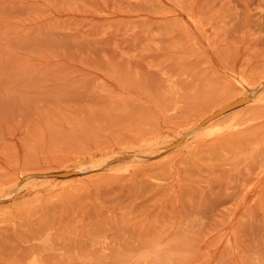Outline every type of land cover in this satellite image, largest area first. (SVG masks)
<instances>
[{
    "label": "rangeland",
    "instance_id": "1",
    "mask_svg": "<svg viewBox=\"0 0 264 264\" xmlns=\"http://www.w3.org/2000/svg\"><path fill=\"white\" fill-rule=\"evenodd\" d=\"M0 264H264V0H0Z\"/></svg>",
    "mask_w": 264,
    "mask_h": 264
},
{
    "label": "bare ground",
    "instance_id": "2",
    "mask_svg": "<svg viewBox=\"0 0 264 264\" xmlns=\"http://www.w3.org/2000/svg\"><path fill=\"white\" fill-rule=\"evenodd\" d=\"M232 126H235V125H232Z\"/></svg>",
    "mask_w": 264,
    "mask_h": 264
}]
</instances>
